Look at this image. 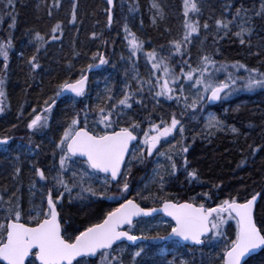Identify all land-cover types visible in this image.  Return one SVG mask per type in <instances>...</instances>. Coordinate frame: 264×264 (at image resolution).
Masks as SVG:
<instances>
[{"label":"snow or ice","instance_id":"6c2138e0","mask_svg":"<svg viewBox=\"0 0 264 264\" xmlns=\"http://www.w3.org/2000/svg\"><path fill=\"white\" fill-rule=\"evenodd\" d=\"M106 3L110 27L113 23V0H106ZM0 4L13 12L15 10L12 0H0ZM53 7L59 8L60 0H54ZM151 7L163 20L165 12L161 5L153 0ZM232 7L231 3L224 5L225 11H230ZM76 8L77 5L73 3L69 21L72 24L77 19ZM202 14V0H182V35L169 41L167 54L155 48L146 51L145 42L127 24L124 25L128 62L133 66L135 88L125 83L119 99L115 98L110 88H106L103 99L108 103L97 104L94 114L87 104L74 112L54 145L59 160L55 175L50 178L51 186L47 183L49 176L45 171L33 165L36 179L30 181L29 192L33 197L37 191L41 192L38 205L30 200L31 206L25 211L16 192L6 201L0 196V203L7 205L0 217V264H126V254L127 264H146V258L151 264H196V252L203 256L205 250L215 251L218 247L220 252L215 264H255L256 257L264 254V189L246 194L242 200L230 195L215 206L207 207L205 203H198L196 197L190 196L183 200L176 198L166 188V175L175 176L182 169L189 184L201 182L198 169L191 166L187 157L190 145L185 143L186 128L182 120L176 113H172L168 120L161 118L159 123L152 119L151 113L145 118H134L131 114L136 111L135 106L146 107V89L154 101V108L162 101H174L183 108L181 116L188 109L194 113L202 111L205 102L228 100L238 91L264 90V71L258 68L248 67L239 61L217 66V62L208 54L200 56L196 67L190 63V57L184 59L189 47L199 40L201 29L207 33L211 27L207 20L201 23ZM48 15L51 16L52 12L49 11ZM256 17L264 20V3L251 16L240 5L236 7L232 19H226L223 15L215 19L216 36L223 39L231 33L241 45H250L255 27L249 25L255 24ZM12 20L10 28L14 27V16ZM153 23H156L155 16ZM233 27L238 30L233 32ZM50 34L51 41L60 39L63 35L62 24L56 22ZM92 38L97 39V34L93 33ZM30 43L35 52L27 63L30 70L35 72L41 68L38 56L42 49L47 50L50 40L34 32ZM260 47L264 48V43ZM12 48L11 38L0 41V71L5 74L0 77V113L5 110L6 73ZM73 52L74 56L79 55L75 49ZM141 55L145 63L150 65L151 74L147 79L140 78L136 70V60ZM255 55L259 56L260 52ZM175 56L181 57L179 71L171 66ZM92 61L87 68L80 70L78 77L69 76L56 85L55 98H50L51 102L45 100L43 112L35 114L26 125L32 134L50 127L49 121L57 98L68 94L73 106L83 103L82 98L88 95V73L109 62L99 52L93 54ZM73 67L71 63L67 65L69 73ZM241 70L246 75H237ZM220 72L225 73L223 79L217 78ZM192 89L195 91L192 92ZM33 112L36 110L33 109ZM89 120L92 121L91 126ZM145 120L148 124L146 129L142 127ZM225 127L222 119L210 113L205 118L204 130L200 134L211 136ZM230 131L239 135L234 126ZM169 137L176 142L172 143ZM12 140L13 137L8 135L0 137V154L7 156L20 149L19 145L13 148ZM248 147L252 156L264 154V144ZM27 151L32 153L31 148ZM154 154L158 169H164L163 172L153 170L151 183L158 187L154 193L149 191L148 195L143 190L136 193L139 200L152 205L147 206L136 198H129L131 190L128 177L132 173L134 161L143 164ZM160 158L167 164H161ZM16 159L19 160V156ZM245 163L246 160L242 159L238 167ZM14 171L15 176H19L21 168L17 166ZM68 173H71V178L66 180ZM38 181L44 182L39 188ZM147 188L148 185H145ZM200 195L205 199L212 198L208 193ZM65 199L68 206L76 209V215L84 214L82 221L70 214ZM105 200L122 202L118 207L98 214L96 205ZM161 229L166 234L161 235ZM153 230L156 234L149 235ZM146 241L151 243H144ZM130 247L135 250L129 253ZM189 255L193 258L186 259ZM199 264H203V259ZM259 264H264V260Z\"/></svg>","mask_w":264,"mask_h":264},{"label":"trees","instance_id":"16d2710c","mask_svg":"<svg viewBox=\"0 0 264 264\" xmlns=\"http://www.w3.org/2000/svg\"><path fill=\"white\" fill-rule=\"evenodd\" d=\"M12 2L15 5L14 12L6 8L4 4H0V41L11 38L13 43V48L10 50L9 69L6 73L5 110L0 113V137L6 135L13 137V148L19 145L20 149L10 153L8 161H4L5 155L0 154V196H3L6 201L13 192H16L26 211L29 205L26 197L28 194L31 195L30 181L36 179L33 165L44 170L46 175L49 169L51 174H55L58 163L55 166L52 158L53 152L58 154V151L54 145L74 112L80 111L87 104L93 109L94 114L97 104L108 103L103 99L106 88L112 90L116 99L121 98L125 83L135 88L136 81L132 78L133 66L128 62L124 25L127 24L128 28L145 42L146 51L155 48L167 54L169 41L178 39L182 35V0H157L164 9L165 17L155 24L150 16L151 0H114L113 23L110 27L107 22L106 0H60L59 8L53 7L54 0H12ZM216 2L217 0H202L203 14L200 20L201 23L207 20L211 27L207 33L201 29L199 40H195L189 47L184 59L190 57V63L196 67L200 56L208 54L217 62V66L221 63L232 64L239 61L248 67L264 71V49L260 47L264 41L258 40L259 37L261 40L264 38V20L255 18V36L251 38L250 45H241L232 35L223 39L215 37V18H212L215 10L220 11L224 3L233 5L230 10L232 12H235L236 7L240 5H243L246 10L259 11L264 0H221L219 6L215 5ZM73 3L77 5L75 24L69 22ZM49 11L52 12L51 16L48 15ZM12 16L15 17V23L14 27L10 28L9 25L13 23ZM56 22L62 24L63 35L60 39L51 41L50 29ZM34 32H39L49 39L50 46L46 51L41 50L38 56L41 68L32 72L27 61L35 52L30 43ZM93 33L97 34V39L92 38ZM74 49L79 53L78 56H74ZM97 52L103 54L109 62L89 72V90L88 95L82 98L83 103L73 106L69 96L57 98L53 116L49 121L50 127L32 134L26 125L35 114L43 112L45 100L50 101V98H55L56 85L68 79L69 76L78 77L80 70L87 68V65L93 62L92 56ZM257 52H260L259 56L255 55ZM144 62L137 59L136 70L140 78L147 79L150 75L145 78L141 76L144 72ZM69 63L74 66L71 73L67 69ZM180 64L181 57L172 58V67L179 68ZM0 69H2V63H0ZM4 75L3 71H0V77ZM237 75L244 76L246 73L241 70ZM222 76L218 79H223L225 75ZM145 95L148 96L147 89ZM95 97H97L96 100ZM150 99L149 102L144 101L145 108L135 106L136 111L131 113L134 118H145L151 113L152 119L159 123L161 118L168 120L172 113H176L185 128H191L187 120L192 112L191 109L181 116L182 107H178L174 101H162L154 108V101ZM228 105L226 117L221 114L222 107H215V110L219 118L227 120L229 128L234 126L238 129L239 135L231 132L218 133L208 141L194 140L193 142L188 130L185 131L187 136L185 143L190 145L187 157L191 166L198 169L201 182L189 184L181 169L175 176L169 178L166 185L167 190L176 198L183 200L190 196L196 197L198 203H205L207 207L215 206L221 199L228 198L230 195L242 200L246 194L264 189V154L257 153L252 156L251 149L248 147L264 144V90L240 91ZM33 109L36 110L35 113ZM91 123L92 121L89 120L90 126ZM147 126V120H145L142 127L146 129ZM28 148L36 151L37 155L32 157L31 154L30 158ZM17 152L21 157L19 160L16 159ZM242 159L246 160V163L238 167ZM23 160H29L30 163L25 165ZM154 163V157H149L143 164L134 161L132 173L128 177L131 190L129 198H136L142 205L152 206L139 200L136 193L149 179ZM17 166L21 168L19 176H15L14 170ZM49 175L50 173L47 176ZM40 183L38 181V184ZM48 185L51 186V183L48 182ZM17 188H19L18 192ZM201 193H208L212 198L205 199L200 195ZM36 195L41 199V195ZM39 199L36 200L37 205L40 202ZM120 202L122 201L100 202L96 205L99 209L98 214L119 206ZM65 206L70 208V214L74 215L75 219L82 221L85 218L84 214L76 215V209L68 206V202H65ZM5 207L7 205L0 203V217ZM145 243L150 244L149 241ZM132 249L135 250V248H129V250ZM186 258L193 257L189 255ZM125 259L127 264V254ZM194 259L196 264H199L201 259L203 264H215V257H210L208 250H205L203 256L200 252H196ZM261 260H264V254L256 257L255 264H259Z\"/></svg>","mask_w":264,"mask_h":264},{"label":"rangeland","instance_id":"374dc122","mask_svg":"<svg viewBox=\"0 0 264 264\" xmlns=\"http://www.w3.org/2000/svg\"><path fill=\"white\" fill-rule=\"evenodd\" d=\"M220 1L221 0H217V2H216V4L215 5H217V6H219V4H220ZM156 2H157V0H156ZM152 3H153V0H151V2H150V16H151V21L153 22V17L155 16L156 17V22L157 21H159L160 20V17H159V14L157 13V11L155 10V9H153L152 7H151V5H152ZM158 3V2H157ZM226 3H224L223 5H225ZM234 13L235 12H232V11H225V8H224V6L222 7V9L220 10V11H217V10H215V12H214V14H213V16H212V18H219V17H221L222 15L226 18V19H232V17H233V15H234ZM248 15L249 16H251L252 15V13L251 12H248ZM215 22V21H214ZM215 24V23H214ZM249 26H254L255 27V25H249ZM216 29V28H215ZM238 29L237 28H235V27H233V32L234 31H237ZM217 31V30H216ZM229 35H232L231 33L229 34ZM229 35H227V36H225V37H228ZM235 39H237V40H239L236 36H234V35H232ZM253 36H255V34L253 35ZM252 36V37H253ZM215 37H218V36H216V34H215ZM251 37V38H252ZM264 39V38H263ZM261 40V38L259 37V41L260 42H263L264 40ZM262 49H264V48H262ZM140 60H143V61H145L144 60V58H143V56L141 55L140 56V58H139ZM177 71H179V68H177V66H173ZM143 68H144V72L141 74V76L143 77V78H145V76H149L151 73H150V65H147L145 62H144V65H143ZM229 71H233L232 69H229ZM221 75H225V73H223V72H220L219 74H218V76H217V78H220V76ZM222 76V77H223ZM96 87H98V86H96ZM97 90V89H96ZM100 91V90H99ZM192 92H194L195 91V89H192L191 90ZM239 93H240V91H238V92H235L228 100H225V101H223V103L221 104V106L220 107H222V108H220L221 109V114H222V116L223 117H226V111L225 110H227L228 108H229V103L232 101V100H234L235 98H236V96L237 95H239ZM144 96H145V100L144 101H151V97L149 98L148 96H146L145 95V93H144ZM96 98L97 97H95V100H96ZM182 107V106H181ZM208 106H207V102H205V105H204V107H203V110L202 111H197V112H191L189 115H188V117H187V120H188V124H190L191 125V128L189 129V128H186V131L188 130V132H189V135H191V139L193 140V137H195V140H200V141H208L209 139H211V138H213L216 134H218V133H228V132H231L230 131V129H231V127L229 128V126H228V124H227V120H223V118H221L220 117V119H222L223 120V122H224V124H225V129L223 130V131H218V132H215L213 135H211V136H208V135H201L200 133L204 130V124H205V118L211 113V114H214L215 116H217L218 118H219V115H218V112H216L215 113V111H211V110H209L208 108H207ZM182 110H183V108H182ZM192 110V109H191ZM232 133V132H231ZM174 135H176V134H174ZM185 136H186V133H185ZM187 137V136H186ZM169 140H171L172 141V143H175L176 142V140L175 139H173L172 137H169L168 138ZM176 139H179V137L178 136H176ZM162 143H163V141H162ZM164 147L165 148H167V145L165 144L164 145ZM54 153L55 152H53V158H52V160H54V165L56 166L57 165V163H58V160H59V156H58V154H57V152H56V155L54 156ZM31 154H32V157L33 156H35V155H37V152L36 151H32V153H30L29 154V157L31 156ZM8 156H9V154L7 155V156H5V158H4V161H8ZM17 156H19V159H21V157H20V154L17 152V154H16V157ZM153 157H154V159H155V163H154V169H157V170H159V171H161V172H163L164 171V169H162V168H159L158 169V165H157V162H156V156H155V154L153 155ZM31 158V157H30ZM161 164H167V162L165 161V160H163V158H160V161H159ZM23 163L25 164V165H27V164H29L30 163V161L29 160H26V161H24L23 160ZM23 163H22V166H24L23 165ZM56 169H57V167H55ZM153 169V170H154ZM153 170H152V173H151V175H150V177H149V179L143 184V186L140 188V190L139 191H141V190H143L144 191V194L145 195H148V193H149V191H151V192H155L156 191V189H157V187H158V185H155V184H152L151 183V181H152V179L154 178V176H153ZM52 175H55V174H50L49 175V180H48V182H50L51 183V176ZM71 178V173H68V174H66V176H65V179L66 180H68V179H70ZM169 176H165V181H166V185H167V183H168V180H169ZM47 182V183H48ZM42 183H44V182H41L40 184H42ZM40 184H38L37 186H38V188H39V186H40ZM145 185H148V188L147 189H145ZM97 187H98V185H97ZM75 191L76 190H74V194H75ZM36 194H39V195H41V192L40 191H37L36 192ZM27 198V204H29L27 207H28V209H29V207L31 206L30 205V200L31 201H34V203L36 204V200H37V198L39 199V197H37V195H35V197H33L32 195H30V194H28V197H26ZM131 198V197H130ZM39 200H41V199H39ZM142 201V200H141ZM67 203V199H65V201H64V203ZM143 202H145V201H143ZM40 203V202H39ZM146 203H149L150 205H151V203L150 202H146ZM37 205V204H36ZM27 209V210H28ZM1 210V209H0ZM26 210V211H27ZM233 228H234V224H233ZM137 234H139V232L137 231ZM149 235H151V234H153V235H155L156 234V232H155V230H153L151 233H148ZM160 234L161 235H164V234H166L162 229H161V231H160ZM229 234H231V231L229 230ZM149 243H151V241H149ZM129 251V253L130 252H132V251H134L133 249L132 250H128ZM219 252H220V248L218 247V248H216L215 249V251H213V250H211V249H208V254H210V257H212V258H216V256L219 254ZM186 258V257H185ZM169 259H171V258H169ZM187 259V258H186ZM146 264H151V261H149V260H147L146 259Z\"/></svg>","mask_w":264,"mask_h":264},{"label":"water","instance_id":"95a60500","mask_svg":"<svg viewBox=\"0 0 264 264\" xmlns=\"http://www.w3.org/2000/svg\"><path fill=\"white\" fill-rule=\"evenodd\" d=\"M113 10H114V0H113V6L111 8L112 14H113ZM207 103H208L209 106L214 107V106L220 105L221 101H218V102H215V103H209V102H207ZM166 219H168V218H166Z\"/></svg>","mask_w":264,"mask_h":264},{"label":"flooded vegetation","instance_id":"af4514ba","mask_svg":"<svg viewBox=\"0 0 264 264\" xmlns=\"http://www.w3.org/2000/svg\"><path fill=\"white\" fill-rule=\"evenodd\" d=\"M207 108H208L209 110H211V111H216L215 108H210V107H207ZM38 133H39V132H38ZM30 144H32V143H30ZM48 172L51 174V173H52V172H51V169H49ZM49 173H48V174H49ZM48 174H47V175H48ZM132 198H133V197H132Z\"/></svg>","mask_w":264,"mask_h":264},{"label":"bare ground","instance_id":"6f19581e","mask_svg":"<svg viewBox=\"0 0 264 264\" xmlns=\"http://www.w3.org/2000/svg\"><path fill=\"white\" fill-rule=\"evenodd\" d=\"M248 12H251L253 14V11H251V10H248Z\"/></svg>","mask_w":264,"mask_h":264}]
</instances>
